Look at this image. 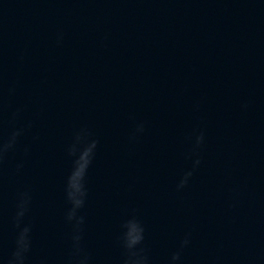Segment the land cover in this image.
<instances>
[{
    "label": "water",
    "instance_id": "1",
    "mask_svg": "<svg viewBox=\"0 0 264 264\" xmlns=\"http://www.w3.org/2000/svg\"><path fill=\"white\" fill-rule=\"evenodd\" d=\"M14 132L0 264L25 227L24 264H124L133 218L147 264H264V0H0V145Z\"/></svg>",
    "mask_w": 264,
    "mask_h": 264
},
{
    "label": "clouds",
    "instance_id": "2",
    "mask_svg": "<svg viewBox=\"0 0 264 264\" xmlns=\"http://www.w3.org/2000/svg\"><path fill=\"white\" fill-rule=\"evenodd\" d=\"M142 131V128L139 129ZM19 135V132H14L9 140L8 143L0 145V158H2L4 152H6L9 148L12 147L13 143L15 142L16 136ZM78 141H81V137H77ZM203 141V135L201 134L196 138V146H199L200 143ZM96 147V142L92 141L91 143H84V146L79 150L78 157L74 160L73 169L68 176L67 180V187L66 193L69 202L72 205V208L67 214V219L69 221L76 220L77 226L83 223V217L77 218L76 211L77 209L83 207L84 204V197L86 196V190L84 187V178L87 172L89 165L91 164L93 151ZM77 147L73 145L69 149V154L75 156L77 153ZM199 160L197 159L194 164L198 165ZM192 172H186L181 179L180 183L178 184V189L183 188L186 184L188 179L191 177ZM26 201H21L18 207L21 209L17 213V227H19V218L24 215ZM125 231L122 236V243L123 247L126 250V260L124 264H147V257L142 255V249L137 251V246L140 245L144 239L143 232L144 229L141 223L133 218L128 220L123 225ZM28 232L29 228H23L17 238V248L16 251L12 255V259L9 260L8 264H24V253L28 251L29 243H28ZM74 239L79 241L80 237L75 236ZM188 241L185 239L183 244H187ZM179 259V253H175L172 256V260L176 261ZM81 264H84L81 261Z\"/></svg>",
    "mask_w": 264,
    "mask_h": 264
}]
</instances>
